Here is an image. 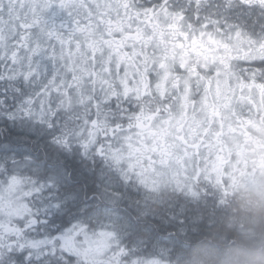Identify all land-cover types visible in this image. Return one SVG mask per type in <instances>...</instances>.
<instances>
[{
  "label": "snow or ice",
  "instance_id": "obj_1",
  "mask_svg": "<svg viewBox=\"0 0 264 264\" xmlns=\"http://www.w3.org/2000/svg\"><path fill=\"white\" fill-rule=\"evenodd\" d=\"M264 164V0H0V264H174Z\"/></svg>",
  "mask_w": 264,
  "mask_h": 264
},
{
  "label": "flooded vegetation",
  "instance_id": "obj_2",
  "mask_svg": "<svg viewBox=\"0 0 264 264\" xmlns=\"http://www.w3.org/2000/svg\"><path fill=\"white\" fill-rule=\"evenodd\" d=\"M254 157L249 154V164L246 170L240 171L229 184L227 194H220L217 197V204H227L233 206L230 212L243 218L251 217V212L245 211L253 202V198L258 191V181L264 178V164L259 163V158L256 157V164L252 163ZM243 228L252 227V225H242ZM241 229V226H240ZM195 238V236H193ZM192 238V237H191ZM221 248H226L227 245L219 244ZM202 245L200 241L187 239L184 242L182 250L178 253V258L174 264H209L217 262L223 258H213L211 256L199 257Z\"/></svg>",
  "mask_w": 264,
  "mask_h": 264
},
{
  "label": "clouds",
  "instance_id": "obj_3",
  "mask_svg": "<svg viewBox=\"0 0 264 264\" xmlns=\"http://www.w3.org/2000/svg\"><path fill=\"white\" fill-rule=\"evenodd\" d=\"M245 211L251 212L252 227L241 226L217 264H264V178L258 181V191Z\"/></svg>",
  "mask_w": 264,
  "mask_h": 264
},
{
  "label": "trees",
  "instance_id": "obj_4",
  "mask_svg": "<svg viewBox=\"0 0 264 264\" xmlns=\"http://www.w3.org/2000/svg\"><path fill=\"white\" fill-rule=\"evenodd\" d=\"M230 208H233L232 204H216L215 210L189 235V240L201 242L203 249L199 251V257L225 258V248L218 245H228V241L240 230V226L251 224L250 217L233 215Z\"/></svg>",
  "mask_w": 264,
  "mask_h": 264
}]
</instances>
